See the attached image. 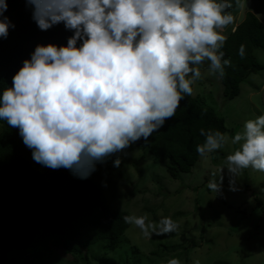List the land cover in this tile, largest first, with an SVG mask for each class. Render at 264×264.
<instances>
[{"label": "clouds", "instance_id": "clouds-1", "mask_svg": "<svg viewBox=\"0 0 264 264\" xmlns=\"http://www.w3.org/2000/svg\"><path fill=\"white\" fill-rule=\"evenodd\" d=\"M26 7L39 30L62 23L72 35L66 44H37L24 59L0 92V121L18 129L36 163L67 169L79 179L113 157L119 168L121 154L147 141L193 94L202 66L223 77L231 64L223 51L224 29L235 19L231 0H26ZM7 9V0H0L3 39L15 28ZM238 55L245 56V45ZM200 135L205 141L196 151L202 157L229 139L219 130L202 128ZM231 143L238 147L207 184L216 194L225 169L231 191L238 190L244 170L264 172V113L245 120ZM123 219L145 236L178 228L169 217L158 227L144 216Z\"/></svg>", "mask_w": 264, "mask_h": 264}, {"label": "rangeland", "instance_id": "rangeland-1", "mask_svg": "<svg viewBox=\"0 0 264 264\" xmlns=\"http://www.w3.org/2000/svg\"><path fill=\"white\" fill-rule=\"evenodd\" d=\"M240 6L233 26L248 12L264 23V0H241ZM230 28L224 29L226 36ZM256 56L264 65V49L256 50ZM201 71L193 95L203 96L226 119L229 139L222 149L200 156L190 173L173 179L168 161L153 164L150 151L135 142L121 154L119 168L113 166V157L92 174L113 208L144 216L146 223L157 227L162 218L169 217L178 225L177 230L145 236L130 225L116 251H107L106 242L100 241L84 250L83 256L69 253L65 239L53 235L29 258L24 251L6 252L7 263L16 256L14 264H125L131 259L138 260L137 264H170L172 259L180 264H264V172L244 170L237 180L238 190L231 191L225 169L220 192L207 187L210 179L220 175L226 156L238 147L231 143V137L242 130L245 120L264 113V69L250 75L240 85V94L230 101L223 95L221 78L210 73L206 64ZM2 129L0 124V132ZM16 202L25 217L26 199ZM14 223L9 222L16 233Z\"/></svg>", "mask_w": 264, "mask_h": 264}, {"label": "trees", "instance_id": "trees-1", "mask_svg": "<svg viewBox=\"0 0 264 264\" xmlns=\"http://www.w3.org/2000/svg\"><path fill=\"white\" fill-rule=\"evenodd\" d=\"M7 3L4 15L15 28H10L7 39L0 38V92L11 85L13 75L37 44H66L67 37L72 35L62 23L47 31L39 30L31 19L26 0H7ZM231 3L229 11L236 18L241 2L238 5L236 0H231ZM241 44L245 45L243 58L238 55ZM258 49H264V23L255 13L248 12L236 30L228 32L223 51L231 61L230 66H226L223 77L216 74L221 78L223 95L228 101L240 94V85L250 75L264 69L256 56ZM0 124L3 126L0 132V264L16 262L14 256L7 263L5 255L13 249L24 251L28 255L25 258L35 255L36 249L53 235L65 239L69 252L81 256L86 253L84 250L100 241L106 242L107 251H116L130 227L123 219L130 213L110 206L92 175L79 179L67 169L53 170L36 163L18 129L9 127L5 121ZM202 128L228 131L226 119L203 96L191 94L180 102L175 116L160 130L147 141L136 143L150 151L153 164L168 161L170 176L178 179L181 174L190 173L200 159L196 146L205 141L200 135ZM17 199H26L25 217L21 216ZM10 220L15 221L16 233ZM136 262L140 263L131 259L125 264Z\"/></svg>", "mask_w": 264, "mask_h": 264}]
</instances>
